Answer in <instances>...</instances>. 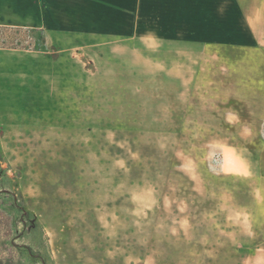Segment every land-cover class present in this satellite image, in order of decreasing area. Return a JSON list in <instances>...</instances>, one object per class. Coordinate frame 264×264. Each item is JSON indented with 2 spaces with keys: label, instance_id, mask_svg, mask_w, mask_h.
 Segmentation results:
<instances>
[{
  "label": "rangeland",
  "instance_id": "rangeland-1",
  "mask_svg": "<svg viewBox=\"0 0 264 264\" xmlns=\"http://www.w3.org/2000/svg\"><path fill=\"white\" fill-rule=\"evenodd\" d=\"M118 6L112 0H0V25L42 29L47 41L40 52L0 48V264H88L89 258L95 264H121L119 258L106 259L112 242L103 238L91 211L101 185L89 154L107 148L113 158L127 156L124 149L107 145L109 129L141 154L139 161L128 157L131 174L116 173L113 186L163 173L164 191L167 181L181 185L180 195L190 198L194 216L211 206L174 171L171 152L164 155L155 145L161 126L144 114V98L132 94L148 83L140 68L130 66L139 35L128 32V19ZM6 35L11 41L34 36ZM161 37L191 57L188 102H176L185 88L169 82L166 94L174 111L163 130L183 142V122L191 119L210 125L213 135H224L229 126L220 99L227 94L228 107L254 123L259 133L264 124V49ZM248 147L264 173V137L258 135ZM100 164L107 170L110 160ZM233 183L239 188L238 202L251 204L247 183L229 181V186ZM163 215L161 210L141 221L151 233L150 248L161 253L160 264H240L248 254L228 246L215 258L194 255L196 245L169 241L154 231ZM133 219L125 218L129 228L115 243L143 253L136 247Z\"/></svg>",
  "mask_w": 264,
  "mask_h": 264
},
{
  "label": "clouds",
  "instance_id": "clouds-1",
  "mask_svg": "<svg viewBox=\"0 0 264 264\" xmlns=\"http://www.w3.org/2000/svg\"><path fill=\"white\" fill-rule=\"evenodd\" d=\"M246 7L245 20L249 27L264 24V0H248ZM136 43L138 47L131 50L130 66L140 68L148 83L133 88L132 94L144 98V114L151 115L152 123L161 126L162 130L155 134V145L164 155L171 152L176 161L174 171L192 182L193 191L201 202L211 206L194 216L190 198L180 195L181 185L167 181V191H164L163 173L155 178L145 174L132 183L124 179L113 186L111 177L116 173H123L125 177L131 174L128 157L139 161L141 154L133 151L127 139H118L116 131L106 130L107 145L124 149L127 154L113 158L107 148L99 155L89 154L101 185L93 197L91 211L103 238L112 242L111 247L105 249L106 259L114 262L119 258L121 264H160L161 253L150 248L151 233L144 230L141 221H148L149 214L155 216L162 210L164 215L157 218L154 231L169 241L183 240L196 245L194 255L211 259L218 250L230 246L237 251H247L240 264H264V242L252 247L253 242L264 236V173L259 171L260 165L254 162L248 147L258 135L264 137V124L258 133L254 123L243 120L236 108L228 107L230 96L226 94L220 99L225 105L222 118L229 126L224 135H213L210 125L191 119L183 122V142L176 134L163 130L170 125L174 111L166 94L168 83L179 82L185 88L176 94L178 104L188 102L186 88L191 57L152 30L140 34ZM102 159L110 160L107 170L100 164ZM229 181L247 183L252 203L238 202L235 193L239 188L236 183L229 186ZM126 217L134 218L136 247L144 249L143 253L129 251L115 243L129 228ZM197 229H202L198 236ZM88 264L95 261L89 258Z\"/></svg>",
  "mask_w": 264,
  "mask_h": 264
},
{
  "label": "crops",
  "instance_id": "crops-1",
  "mask_svg": "<svg viewBox=\"0 0 264 264\" xmlns=\"http://www.w3.org/2000/svg\"><path fill=\"white\" fill-rule=\"evenodd\" d=\"M112 1L118 2L120 15L128 19V32L134 35L152 30L179 40L264 49V24L249 27L245 20L248 0Z\"/></svg>",
  "mask_w": 264,
  "mask_h": 264
},
{
  "label": "trees",
  "instance_id": "trees-1",
  "mask_svg": "<svg viewBox=\"0 0 264 264\" xmlns=\"http://www.w3.org/2000/svg\"><path fill=\"white\" fill-rule=\"evenodd\" d=\"M7 32H15V33H26L34 35L30 41L24 39H15L11 41L6 34ZM0 48H12V49H20L23 51H34L40 52L42 51L43 46L47 45V41L45 38V32L42 29H25V28H18V27H7V26H0Z\"/></svg>",
  "mask_w": 264,
  "mask_h": 264
}]
</instances>
